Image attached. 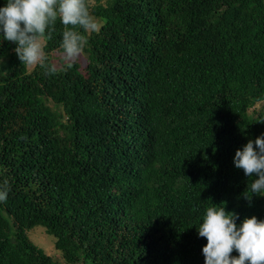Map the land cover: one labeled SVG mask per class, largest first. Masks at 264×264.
Wrapping results in <instances>:
<instances>
[{
	"label": "trees",
	"instance_id": "obj_1",
	"mask_svg": "<svg viewBox=\"0 0 264 264\" xmlns=\"http://www.w3.org/2000/svg\"><path fill=\"white\" fill-rule=\"evenodd\" d=\"M89 4L85 65L49 76L0 44V264H204L212 203L264 220L234 165L264 133V0Z\"/></svg>",
	"mask_w": 264,
	"mask_h": 264
},
{
	"label": "clouds",
	"instance_id": "obj_2",
	"mask_svg": "<svg viewBox=\"0 0 264 264\" xmlns=\"http://www.w3.org/2000/svg\"><path fill=\"white\" fill-rule=\"evenodd\" d=\"M62 25L58 61L49 59L45 49L53 38L56 24ZM102 24L90 11L89 0H7L0 7V44H15L13 51L21 64L29 68L40 67L46 75L64 71L80 60L88 37L99 33ZM234 165L252 179L245 196L264 197V133L249 140L234 156ZM7 180L0 183V203L8 196ZM239 219L235 212L225 210V203L211 204L205 209L198 236L207 243L202 248L204 264H264V220L256 216ZM238 256H232L233 251Z\"/></svg>",
	"mask_w": 264,
	"mask_h": 264
},
{
	"label": "rangeland",
	"instance_id": "obj_3",
	"mask_svg": "<svg viewBox=\"0 0 264 264\" xmlns=\"http://www.w3.org/2000/svg\"><path fill=\"white\" fill-rule=\"evenodd\" d=\"M97 20L101 23L99 19ZM55 61H58V57L55 59ZM78 62H80L82 65H85L86 55L84 53L82 54ZM29 236L31 240L39 247H41L47 254L53 255L54 257H61L59 251L55 248L54 236L48 234L43 226H36L32 228L29 231Z\"/></svg>",
	"mask_w": 264,
	"mask_h": 264
}]
</instances>
